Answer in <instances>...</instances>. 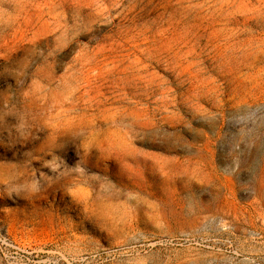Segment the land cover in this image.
<instances>
[{
    "label": "rangeland",
    "instance_id": "rangeland-1",
    "mask_svg": "<svg viewBox=\"0 0 264 264\" xmlns=\"http://www.w3.org/2000/svg\"><path fill=\"white\" fill-rule=\"evenodd\" d=\"M0 264H264V0H0Z\"/></svg>",
    "mask_w": 264,
    "mask_h": 264
}]
</instances>
